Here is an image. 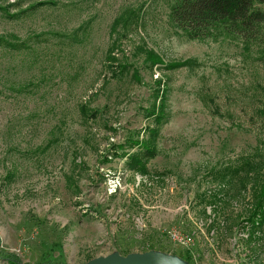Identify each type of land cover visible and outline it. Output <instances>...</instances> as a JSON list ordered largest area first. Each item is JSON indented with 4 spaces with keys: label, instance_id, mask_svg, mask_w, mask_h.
I'll return each instance as SVG.
<instances>
[{
    "label": "rangeland",
    "instance_id": "374dc122",
    "mask_svg": "<svg viewBox=\"0 0 264 264\" xmlns=\"http://www.w3.org/2000/svg\"><path fill=\"white\" fill-rule=\"evenodd\" d=\"M175 1L0 0L1 250L23 264H264V222L249 220L264 181V37L189 39ZM146 51L192 63L152 66ZM154 105L166 115L143 175L119 147L147 138ZM246 156L261 165L235 176Z\"/></svg>",
    "mask_w": 264,
    "mask_h": 264
},
{
    "label": "trees",
    "instance_id": "16d2710c",
    "mask_svg": "<svg viewBox=\"0 0 264 264\" xmlns=\"http://www.w3.org/2000/svg\"><path fill=\"white\" fill-rule=\"evenodd\" d=\"M263 5L264 0H176L172 6L171 19L189 39H201L226 34L240 38L247 47L264 37V9L261 7ZM33 7L35 6H31L29 9ZM9 15L11 17L18 16V14ZM122 18L123 20H121ZM128 18L129 16L121 15L116 19L114 29L116 30L121 22L126 25ZM21 48L22 45L17 49ZM146 53V59L152 66L160 64L167 69H177L192 63L191 60L167 63L153 51H146ZM111 60L113 63L110 62V64L114 66V62L117 61L115 55H108V61ZM125 65L119 64L120 70L115 72L122 74L127 71V66ZM156 82L158 85L157 98L160 97L166 107L165 101H167L170 88L161 79L156 80ZM160 89L162 90V95H160ZM165 107L154 105L153 110L150 111V116L154 117L156 126L146 128L147 138L142 140L139 138L131 139L129 145L119 147L122 154L127 156L126 165L129 170L143 175L150 173L148 162L157 154L156 141L159 135L160 122L166 115ZM259 111L264 115V108ZM129 147H137V150L133 152L126 151V148ZM259 165L261 164H258V161H255L254 158L246 156L240 165L232 168V172L235 176H239L242 172H245V175L248 172V175H250L252 171L256 172L255 169ZM230 170L231 168H229ZM249 220L252 222V226L264 222V181L261 185L259 204L250 215ZM0 259L5 260L7 264H23L18 256L1 249Z\"/></svg>",
    "mask_w": 264,
    "mask_h": 264
},
{
    "label": "water",
    "instance_id": "95a60500",
    "mask_svg": "<svg viewBox=\"0 0 264 264\" xmlns=\"http://www.w3.org/2000/svg\"><path fill=\"white\" fill-rule=\"evenodd\" d=\"M107 264H180V263L175 260L163 259L157 257H150V258L138 257L135 260H131V261L119 259L114 263L110 262Z\"/></svg>",
    "mask_w": 264,
    "mask_h": 264
}]
</instances>
